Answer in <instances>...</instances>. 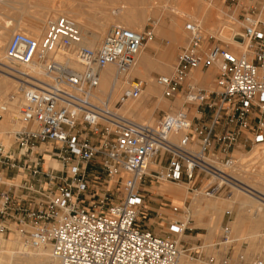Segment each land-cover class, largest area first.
I'll return each instance as SVG.
<instances>
[{
  "label": "built area",
  "instance_id": "1",
  "mask_svg": "<svg viewBox=\"0 0 264 264\" xmlns=\"http://www.w3.org/2000/svg\"><path fill=\"white\" fill-rule=\"evenodd\" d=\"M245 1L239 32L245 48L238 54L199 23L185 24L187 42L171 72L153 77L161 97L181 107L151 123L123 116L120 108L142 96L144 82L128 74L156 22L149 19L141 31L114 26L96 49L83 44L67 16L49 19L40 39L15 32L4 59L41 74H15L17 91L0 106L5 113L21 94V127L8 142L0 140V238L48 248L59 264H180L182 254L202 261L203 245L180 244L190 220L184 207L168 206L182 216L166 221L172 237L138 219L151 185L180 186L204 198L240 189L237 178L251 164L244 156L264 143V0ZM234 35L230 42L238 44ZM109 65L126 88L114 103L95 101L100 72ZM209 68L216 74L204 90L194 75ZM228 237L223 227L220 243ZM221 245L211 247L219 252ZM248 264H264V251Z\"/></svg>",
  "mask_w": 264,
  "mask_h": 264
},
{
  "label": "rangeland",
  "instance_id": "2",
  "mask_svg": "<svg viewBox=\"0 0 264 264\" xmlns=\"http://www.w3.org/2000/svg\"><path fill=\"white\" fill-rule=\"evenodd\" d=\"M44 1L45 0H25V1L24 0H16L15 1L16 3L13 5L14 8L9 9L7 11V14L9 17L14 18V19H18V18H20V16L21 17L24 16L25 18H27V17H29V14H32V12L37 11V10L40 12L41 11L45 12L42 8H49L50 6L51 7L53 6V8L58 9V11H60V12L63 11V13L76 11V13H78L77 14L78 17L73 16L74 18H71V16H70V18H71V20H74V22L76 21L77 25L80 27V29L82 31L84 29L85 31L86 30L87 31H93V32L100 34L99 38L95 41L96 42L95 46L97 45V47L100 46L103 39L105 38V36L109 32L110 28H112L114 26L115 27L120 26V27L124 28V26H122V24L119 23V20L116 19L115 16L113 17V14H111L112 9L118 8L119 6H121L120 3H122V0L121 1L119 0L116 3L111 2L109 0H58V1L57 0H46L45 2ZM158 2L160 4V5H158V8L156 9V11H158V14L151 15L150 13H147V14L143 15L141 18V21H140L141 24L139 23L138 26H136L134 29H132L135 31H141L146 26L147 21L149 19L156 22L157 25L154 29V37L151 41H148L146 43L142 53H144L146 51V49L149 47L150 44L154 43L155 39L161 41V44L159 45L160 48L157 46L155 47L156 51H158L161 48L164 50L170 51L169 52V55H170L169 61L170 62H169V68L167 70V73L163 74V73L157 72L158 75H167L170 73V71L172 70V65L175 63V59H176L177 54L179 53L180 48H182L186 45L187 33L184 29L185 24L197 22L201 25V27L203 28V30L205 31L206 34L214 36V38L216 40L220 41V43L222 42V43L227 44L226 42H223L222 40L217 38V36L215 34L216 33L215 27L220 26L221 25L220 23H223V22H228V23H234L235 22V24L237 25L235 27L240 32L241 31L240 17H241V13H242L241 11L244 7H247L249 5V3L246 2L245 0H235L234 2H231L230 0H211L210 2H203L200 0H162V1L159 0ZM56 6H58V7H56ZM143 7L144 6L140 3L137 4V6H136L137 9H139V8L141 9ZM175 10H176V12H175ZM101 11H104L107 14V16H108L107 20H105V17H107V16L103 15L101 13ZM40 12H38V13H40ZM209 13H210V19H212V20L210 21L211 23L209 22L207 25H205L203 23V19L205 18V15H208ZM56 15L62 16L59 14H56ZM58 16H54L53 18L58 17ZM170 19H174L176 21L181 22L180 29H178V33L181 34V36L179 35L181 40L176 45L173 44V41L170 38L163 36V35L158 33L159 28L161 26V23L164 22L163 24L165 26H168L170 24ZM216 20H217V22L219 21L217 23V25L215 23ZM117 22H118V24H117ZM213 22L215 24H212ZM44 29L42 30L41 34L37 35V36H39V38L42 37V35L45 31ZM101 29H102V31H100ZM126 29H128V28H126ZM8 33L9 32H7V34H6V41L3 43V46L1 48V56L2 57H3L2 54L4 53L3 51L5 50L7 43L9 42L11 36L14 34V32L13 33L11 32L9 34ZM176 33H177V31H176ZM2 49H4V50H2ZM229 50L233 51L234 53H238L240 51V49L234 50L231 46H229ZM162 57L159 58V54H158L155 56H151V58L153 60H151V59L150 60L153 62L155 61L157 63L163 64L162 62L165 61V58H162ZM12 65H13V67L16 68V70H18V69L24 70L26 68H29V67L22 68L20 66L14 65V64H12ZM113 71L116 72L115 68L113 69ZM215 74H216V72H215L214 68H209L208 70H206L204 72H196L194 75V79H195L194 81L202 89L211 90L213 87V80H214ZM154 76L155 75L152 74V78ZM130 78H131V76H130ZM133 78H137V79L144 82V85H145L144 90H143L142 96L140 97V102L142 103V112H147V114L152 112L151 113L152 119L147 118V116H145L143 118V120H136L135 118L130 117V116H127L128 118H131L134 121L139 122V123H143V122H147V123L150 122L151 123V122H154L157 119H159L164 113H168L170 111H176L177 109H179L181 107L180 102L168 101V100L162 99V97L160 100L157 96H152L149 99H146L145 97H143V94L145 95V93H146L145 91H147V87H148L147 80L146 79H140L138 77H133ZM152 84H154V82ZM15 85H14V89L18 86V85H16V86ZM123 88H126V86H124ZM123 88L119 89V91H118L119 93H117V95H119L121 93V90ZM155 88L160 90L157 86H155ZM13 91L14 90L8 91L5 94V97L4 96L1 97L0 104L6 100L8 95H10L11 93H14ZM159 94H160V91H159ZM117 95H115V97L113 99H108V100H103V101H109L110 102V100H111V103H114L118 97ZM18 97H20V101L17 102L18 103L17 106H19L22 103L21 102L22 101L21 95H19ZM157 101H159V104H161V105H164V102H165V104H167L166 109H162L161 107L157 106ZM15 110L17 111V108H15ZM16 111H15V113H16ZM0 116H1L0 121H3V119L5 118V115L0 113ZM13 123H15V121ZM20 127H21V125H20L19 121L17 120V123H15V128L10 126L9 127L10 130L8 129L7 131L0 132L1 133L0 139L3 138L5 140V142H8V135L11 134L12 132L18 130ZM250 150L251 151H249V149H248V153L246 154L247 156L246 155L244 156V157H247L246 158L247 162H251L249 160L252 158V155H251L252 149H250ZM53 163L56 165L55 162H53ZM259 164H258L257 159L256 160L253 159L250 166H248L249 167L248 170L247 169H246L247 171L245 170V175H244V176L248 175L247 177H249L250 176L249 171H251V170H252L251 172L254 171V173L257 174L255 176V180L257 183L256 184L257 190H258V188H260L261 184L264 185V178H263L264 177V170L261 171V173H263L262 174L263 177L261 176V174L259 172H257V171H259V169H258ZM53 167H55V166L53 165ZM116 184L119 185V182ZM155 186L156 187H153V190L149 189V193L148 192L144 193L146 195V205L145 206H146V208H150L154 211H158L159 214L166 216L167 219H169V220H171V219L172 220H174V219L178 220V219H181L182 216H181V213H179V215L176 216V215H173V214L168 213L166 211L158 210V208L160 207V205L162 203L165 204V202H163V200L160 198V195H161L160 192H162V191L169 190L170 192H173L175 190H179V191L181 190L180 196H183V198L185 197V200L183 202V207H185L187 209L193 200L197 199L201 203H203V202L206 203L207 200L208 201H214V200L215 201H224L234 191V190H232L230 194L223 193L222 195H220L217 198H204V197H192V195L187 193V191L184 187H174V186L160 187L161 185H159V186L155 185ZM107 188L114 190L116 187L114 185L112 186L111 184H109L107 186ZM169 203H166L165 206L166 205L167 206L172 205V206H176V207L182 209V206L180 205V202H178V201L172 202V204H169ZM150 213H151V215L149 217H147V220H149V225H152L154 227V233L157 235L165 236V237H172V235L167 234L166 228H162L161 229L162 232L158 231L159 228L157 225L158 224L157 220L154 218V215L152 214V212H150ZM229 213H231V214H229ZM234 214H235L234 211L223 213V215L221 217V222H220V229L217 231V239L215 241H206L203 238H197L198 236H201V237L204 236L206 234V230L202 224L198 225V223L195 220H193V218L190 216L189 225L187 226V229L185 230L183 237L180 238V244L183 248H193V246H195V245H199V244L202 245L203 244V250H202L203 254L201 256L202 261H192L188 258L187 255L186 256L184 255L180 260V264H206V262H204V263H201V262L208 259V257H213L215 259V264H239L240 258L244 259V260H242L243 264L244 263L248 264L251 262V260L253 259V257L257 253L264 251V240L263 239H262V241H260V239L256 240L255 244L251 243L249 241H246V240H241V239H243V236H246V233L249 231L247 221L245 222V227L242 229V232L240 234L235 235L234 233H232V234L229 233V237H228L229 240L226 243H222V242L220 243V240H222L221 239V229L223 227L229 228V226H228L229 222L232 220ZM144 215H146V214L141 215L138 220H140V221L143 220L142 217H144ZM206 220H207V218L204 217L202 219V222H205ZM139 223L142 224V222H139ZM239 235H240V238H239ZM262 238H264V237H262ZM2 240H3V242H12V240H10V239H2ZM260 242H262V243H260ZM215 243L222 244L221 246L218 247L219 252L215 251L214 248L211 247V245H213ZM192 256H195V255L193 254ZM193 258L196 259V257H193ZM184 259H186V261Z\"/></svg>",
  "mask_w": 264,
  "mask_h": 264
},
{
  "label": "bare ground",
  "instance_id": "3",
  "mask_svg": "<svg viewBox=\"0 0 264 264\" xmlns=\"http://www.w3.org/2000/svg\"><path fill=\"white\" fill-rule=\"evenodd\" d=\"M15 1L16 0H3L0 3V99L3 96L5 97V94L8 91L14 90L13 92L16 93L18 86L14 89V85L15 84L18 85L19 81L15 78L14 76L15 74H18V73L25 74V75L31 74L33 76H39L41 74L38 69H34L31 67L26 68L24 70H19V69L16 70V68L13 67L12 64L7 63L4 57L1 56V48L3 46V43L6 41L7 32L9 33L20 32L30 37H33L35 39H40L41 37L39 38V36L37 35L41 34L42 30L45 28L47 24V21L51 19V17L53 18L54 16H58L56 14L67 16L68 18H70V16L71 18H74L76 16L78 17L77 15L78 13H76V11L63 13V11L60 12L58 11V9H55L53 8V6L52 7L50 6L49 8H42L45 12L43 11L40 12L37 10V11L32 12V14H29V17L27 18H25L24 16L23 17L20 16V18L14 19L8 16L7 11L9 9L14 8L13 5L16 3ZM109 1L116 3L119 0H109ZM158 1L159 0H122V3H120L121 6L119 7L117 6L118 8H114L110 10H111V14H113V17L115 16L116 19L119 20V23L122 24V26H124V28H128L129 30H132L136 26L139 25L143 15L147 13H150L151 15L158 14V11H156V9L158 8V5H160ZM139 3L142 4L144 7L141 9L140 8L137 9L136 6ZM101 13L107 16V14L104 11H101ZM107 18L108 16L105 17V20H107ZM211 20L212 19H210V13H209L208 15H205V18L203 19V23L207 25ZM72 21L74 22V20ZM170 22L176 25L177 30L180 29V26H181L180 21L170 19ZM218 22L216 20L215 22L216 25ZM163 23H161V26L163 25ZM215 23L213 22L212 24H215ZM74 24L78 27L81 33L83 44L88 48L96 49L97 45L95 46L96 44L95 41L99 38L100 34L93 32V31H87V30L85 31L84 29L82 31L80 27L77 25L76 21L74 22ZM220 24H221L220 26L215 27L216 28L215 34L217 38H219L223 42H226L234 50L240 49V52H241V49L245 48V44L243 45L242 44H232L230 42V39L234 33L239 34L238 33L239 31L235 27L237 26L235 22L234 23L223 22ZM100 31H102V29ZM132 31H135V30H132ZM178 35L181 36V34L179 33ZM169 57H170L169 54L166 55L165 57H162V58H165V61L162 62L163 64H160L155 61L154 62L151 61L146 56V54L144 55V53H142L141 55L138 56L136 65L129 72L128 74L129 78L131 76V78L138 77L140 79L147 80L148 82L147 91H145L146 92L145 95L143 94V97H145L146 99H149L152 96H157L159 100L161 99V95H160L161 93L159 94L160 90L156 89L155 88L156 85L152 84L153 78H152L151 72L156 71V72L166 74L169 68V63H168ZM71 66L75 69L78 68L75 63H71ZM20 67L25 68L23 66H20ZM113 69L114 67L109 65L103 68L102 71L100 72V85L94 96L95 101L113 99L115 95L119 93L118 92L119 89L126 86V82L123 79H121L118 76L117 72H114ZM19 95L21 94L15 95L13 102L7 106L6 112L2 113L3 115H5V118L3 119V121H0V132L7 131L10 126L15 128V123H17V119H18V108L21 105L20 104L19 106H17L18 104L17 102L20 101V97H18ZM5 101H7V99ZM5 101L3 103H5ZM3 103H1L0 106ZM110 103H111V100H110ZM157 106L161 107L162 109H166L167 104H165L164 102V105H161L159 104V101H157ZM15 108H17V111L15 110ZM120 112L123 116H130V117L135 118L136 120H143L145 116H147V118L149 119H152L151 117L152 112L148 114L147 112H142V103L140 102V99L126 103L120 108ZM14 121L15 123H13ZM0 140L5 142L4 139H0ZM251 155L254 160L257 159L258 164L260 163L258 165L259 171L257 172H259L262 176L263 173H261V171L264 170V165H263L264 164V143L253 147ZM252 158L249 161L252 162L253 161ZM53 165L56 166L54 163H52V166ZM245 170L246 168L243 169L244 171L242 173L243 175L237 178L239 180V183L241 184V188L233 189L234 191L226 200L224 201H215V200L208 201L207 200L205 203V206H203L204 202L202 205V203L196 199L191 202L188 209L187 208L185 209L189 214H192L194 218H201L204 214V211L208 212L210 215V220H209V224L207 228H209V231L212 232L215 227L216 228L218 227V223H219L220 217L223 214V212L232 211V209L235 208V217L228 225L229 233L230 234L234 233L235 235L240 234L242 232V229L245 227V222L247 221L249 231L246 233V236H243V239L241 240H246V241H249L255 244L256 243L255 241L258 239H260V241H262V239L264 240V238H262L264 237V185L261 184L260 188H258L257 190L256 189L257 183L255 180V176L257 174H255L254 171L251 172L252 171L251 170L249 171L250 176L247 177L248 175L244 176ZM169 186H174V185H171V184L164 185L163 184L160 187H169ZM174 187H180V186H174ZM180 195H181V190L180 191L175 190L173 192H170L169 190L165 191V197L168 200H172V201L181 200L183 202L185 200V197L183 198V196H180ZM239 238H240V235H239ZM9 239L12 240V242H3V240L0 239V264H59L57 260L51 257L50 251L48 248H39V249L25 248L19 243L18 240L11 239V238ZM183 256L184 254H182L181 258ZM184 260L186 261V259Z\"/></svg>",
  "mask_w": 264,
  "mask_h": 264
},
{
  "label": "crops",
  "instance_id": "4",
  "mask_svg": "<svg viewBox=\"0 0 264 264\" xmlns=\"http://www.w3.org/2000/svg\"><path fill=\"white\" fill-rule=\"evenodd\" d=\"M175 28V29H174ZM175 30V31H174ZM176 31H177V33H176ZM159 34H161V35H163V36H166V37H168V38H170L172 41H173V44L174 45H176V44H178L179 43V41L181 40L180 39V37H179V35H178V30H177V28H176V25L175 24H173V23H171L170 22V24L168 25V26H165L164 24L162 25V26H160V28H159V32H158ZM161 44V41H159V40H154V43H152V44H150L149 45V47L146 49V51L144 52V55L146 54V56L149 58V59H151V60H153L152 58H151V56H155V55H158L159 54V58L160 57H165L166 55H168L169 54V50H164V49H159L158 51H156V49H155V47L157 46V47H159L160 48V45ZM181 49V48H180ZM165 53V54H164ZM164 54V55H163ZM170 58V57H169ZM170 61L168 60V63H169ZM174 65V64H173ZM172 65V66H173ZM158 75L157 74V72L156 71H152L151 72V75ZM3 139V138H2ZM8 174V176L11 174L10 172H8L7 173ZM21 180V178H18L17 179V181H20ZM153 187H156L155 185H151V186H149L147 189H146V191L149 193V189H152L153 190ZM2 189V187H0V190ZM155 190V189H154ZM166 191V190H165ZM165 191H162V192H160V198L163 200V202H165V204L166 203H168V202H171V204H172V202H175V201H172V200H168L166 197H165ZM178 201H180V204H182L181 206L183 207V202L181 201V200H178ZM163 204V203H162ZM160 205V207L158 208V210H161V211H166V212H168L169 213V209H168V206L166 205L165 206V204H163V205ZM202 205H203V203H202ZM203 206H205V203H204V205ZM185 208V207H184ZM232 211H234L235 212V208H233L232 209ZM150 212H152V214L154 215V218L157 220V225H158V228H159V232H162V228H166V221L167 220H169V219H167V217L166 216H163L162 214H159V212L158 211H154V210H152V209H150V208H146V215H144V217H142V219L143 220H139V222H142V226L143 227H145L146 229H148V230H150V231H152L153 233H154V227L152 226V225H149V220H147V217H149L150 215H151V213ZM226 212H231V211H226ZM226 212H223V213H226ZM229 214H231V213H229ZM193 218V220H195L196 222H198V225H201L202 223V225L204 226V228H205V230H206V234L204 235V236H198L197 238H203L204 240H206V241H215L216 239H217V231L220 229V222H221V217H222V215H221V217H220V220H219V223H218V227L216 228H214V230L211 232V231H209V228H207V226H208V224H209V220H210V215H209V213L208 212H206V211H204V214H203V216L201 217V218H194L193 217V215L192 214H189L188 213V217H190V216ZM209 216V217H208ZM207 218V220L205 221V222H202V219L203 218ZM234 217H235V214H234V216H233V218H232V220L234 219ZM231 220V221H232ZM230 221V222H231ZM148 222V223H147ZM207 222V223H206ZM229 222V223H230ZM180 237H183V235H181ZM202 239V240H203ZM203 240V241H204ZM203 245V244H202ZM199 246H201L200 244L199 245H195V246H193V248H191V249H196L197 250V248L199 247ZM186 256V255H185Z\"/></svg>",
  "mask_w": 264,
  "mask_h": 264
},
{
  "label": "water",
  "instance_id": "5",
  "mask_svg": "<svg viewBox=\"0 0 264 264\" xmlns=\"http://www.w3.org/2000/svg\"><path fill=\"white\" fill-rule=\"evenodd\" d=\"M232 40L238 44H243L244 41L243 36H241L240 34H235Z\"/></svg>",
  "mask_w": 264,
  "mask_h": 264
}]
</instances>
